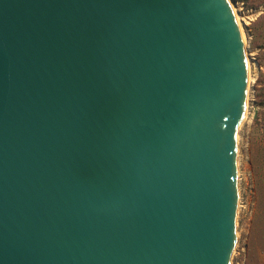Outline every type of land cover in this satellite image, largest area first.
I'll use <instances>...</instances> for the list:
<instances>
[{
    "label": "water",
    "instance_id": "95a60500",
    "mask_svg": "<svg viewBox=\"0 0 264 264\" xmlns=\"http://www.w3.org/2000/svg\"><path fill=\"white\" fill-rule=\"evenodd\" d=\"M249 75L228 0H0V264H232Z\"/></svg>",
    "mask_w": 264,
    "mask_h": 264
},
{
    "label": "rangeland",
    "instance_id": "374dc122",
    "mask_svg": "<svg viewBox=\"0 0 264 264\" xmlns=\"http://www.w3.org/2000/svg\"><path fill=\"white\" fill-rule=\"evenodd\" d=\"M245 23L252 70L247 119L238 133V238L232 264H264V0H233Z\"/></svg>",
    "mask_w": 264,
    "mask_h": 264
},
{
    "label": "bare ground",
    "instance_id": "6f19581e",
    "mask_svg": "<svg viewBox=\"0 0 264 264\" xmlns=\"http://www.w3.org/2000/svg\"><path fill=\"white\" fill-rule=\"evenodd\" d=\"M229 1V4L231 6V8L233 9V12L235 13V16H236V19H237V22H238V25H239V28H240V31H241V35H242V38H243V42H244V47H245V54H246V58H247V63H248V66L250 67V75H249V87H248V94H247V106H248V101L250 99V96H251V89H252V77H254V73L256 74V68L252 70V66H251V62H250V58L247 54V34H246V29H245V23L242 22V19H239L238 17V14H237V11L238 9L236 8L235 4L233 3V0H228ZM247 110H246V116H245V120L247 119ZM239 171V170H238ZM239 178V177H238ZM239 185V184H238ZM238 231H236V235H237V238H238Z\"/></svg>",
    "mask_w": 264,
    "mask_h": 264
}]
</instances>
